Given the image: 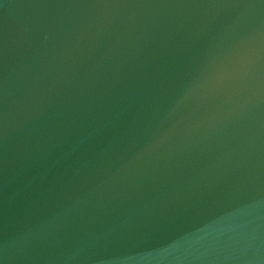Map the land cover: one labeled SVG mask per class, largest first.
Listing matches in <instances>:
<instances>
[{"label":"water","instance_id":"water-1","mask_svg":"<svg viewBox=\"0 0 264 264\" xmlns=\"http://www.w3.org/2000/svg\"><path fill=\"white\" fill-rule=\"evenodd\" d=\"M0 264H264V0H0Z\"/></svg>","mask_w":264,"mask_h":264}]
</instances>
